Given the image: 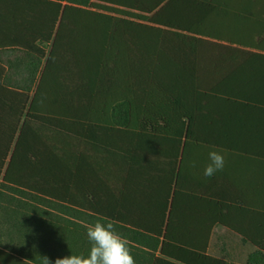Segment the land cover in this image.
<instances>
[{
    "label": "trees",
    "instance_id": "trees-1",
    "mask_svg": "<svg viewBox=\"0 0 264 264\" xmlns=\"http://www.w3.org/2000/svg\"><path fill=\"white\" fill-rule=\"evenodd\" d=\"M256 6L0 0V235L24 244L0 249V264L87 255L86 229L98 217L116 222L139 259L154 241L153 251L161 246L169 260L229 264L207 253L221 225L258 248L247 264H264V222L261 239L253 226L231 224L221 191L213 199L194 190V227L178 221L187 214L180 207L190 195L180 183L193 147L194 154L264 159V42H256ZM86 150H101L104 173L122 192L135 193L136 206L151 207L145 221L141 213H112L93 190L89 205L63 196L68 172L78 186ZM109 189L104 181L101 190Z\"/></svg>",
    "mask_w": 264,
    "mask_h": 264
},
{
    "label": "crops",
    "instance_id": "crops-1",
    "mask_svg": "<svg viewBox=\"0 0 264 264\" xmlns=\"http://www.w3.org/2000/svg\"><path fill=\"white\" fill-rule=\"evenodd\" d=\"M255 3L261 21L256 34L262 37L259 38L257 35L256 42L259 39L264 42V0H255ZM208 153L209 151L206 155L201 152L194 154L193 147L186 160L187 163L183 167L180 187L183 192L190 195V199H187L180 207L187 214L179 217V223L194 227V190L196 192L206 190L213 199L221 191L225 202V216L229 222L242 227L253 226L255 238L261 239L264 222V159L232 152L223 154L225 157L223 170L209 178L203 175V169L209 163ZM85 154L84 171L81 168L76 177L78 186L76 188L71 186L72 174L68 172L66 174L68 183L66 182L63 196L89 205L91 202L89 191L93 190L99 198L105 201V206L108 205L112 213L120 211L124 217L129 218H133L136 213H141L140 219L146 220L151 207L149 205L136 206L133 199L135 193L133 191L122 192L114 183L112 173H104L107 163L103 162V152L100 150L95 153V151L86 150ZM193 161L196 163V168L189 166ZM104 181L109 182V190H101ZM122 196L125 197V203H122L120 208L118 201ZM65 204L66 202H64ZM245 209L248 210L247 216L244 215ZM2 216L0 212V218ZM62 216L66 217L64 212ZM149 244L143 248L141 259L134 257L136 264H184L163 257L160 252L161 246L154 252L151 246L154 241ZM0 249L4 251L16 249L18 251L24 249V244L11 239L8 235L1 234ZM257 250L256 246L244 241L238 234L224 226L216 225L211 234L207 253L212 257L223 259L229 264H247L248 257ZM192 257V255L187 256V261L191 260L192 262L194 260ZM187 264L190 263L187 262ZM257 264H260V261Z\"/></svg>",
    "mask_w": 264,
    "mask_h": 264
},
{
    "label": "clouds",
    "instance_id": "clouds-1",
    "mask_svg": "<svg viewBox=\"0 0 264 264\" xmlns=\"http://www.w3.org/2000/svg\"><path fill=\"white\" fill-rule=\"evenodd\" d=\"M208 159L209 163L205 165L203 175L211 178L223 170L225 157L221 151L212 150L208 153ZM189 166L196 168V163L190 162ZM86 236L90 243L87 255L71 254L57 258L55 264H136L129 241L116 231L115 221L98 217L94 224L87 226ZM40 259L42 264H50L46 256Z\"/></svg>",
    "mask_w": 264,
    "mask_h": 264
},
{
    "label": "rangeland",
    "instance_id": "rangeland-1",
    "mask_svg": "<svg viewBox=\"0 0 264 264\" xmlns=\"http://www.w3.org/2000/svg\"><path fill=\"white\" fill-rule=\"evenodd\" d=\"M32 128L35 129L36 128L35 125H32ZM51 136H52V134L50 133L49 138ZM50 139L51 140H54L55 142L60 143L59 137L52 136ZM64 143H65V145H69L71 143V141H70V139H65V142ZM68 149H70V147H68L67 150Z\"/></svg>",
    "mask_w": 264,
    "mask_h": 264
}]
</instances>
